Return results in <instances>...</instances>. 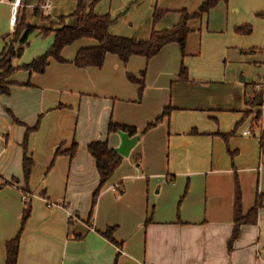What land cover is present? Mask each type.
<instances>
[{
	"label": "crops",
	"instance_id": "crops-1",
	"mask_svg": "<svg viewBox=\"0 0 264 264\" xmlns=\"http://www.w3.org/2000/svg\"><path fill=\"white\" fill-rule=\"evenodd\" d=\"M10 1H0V52L12 39ZM45 1L23 0L19 17L39 29L51 22L54 29L76 25L70 16L75 0H49L46 10ZM83 1L88 12L93 0ZM134 1L99 0L94 12L115 17ZM204 1L139 0L110 32L147 40ZM155 11L163 14L154 23ZM188 27L184 54L171 43L148 60L132 56L124 65L107 54L101 68H78L71 62L76 53L97 45L82 38L63 49L68 62L50 59L43 73L19 70L9 78V94H0V264H6V242L20 229L26 201L16 264H264V200L253 221L235 223L236 183L242 217L264 194L261 132L243 134L250 110L261 112L264 130V90L260 107L248 103L264 74V0H221ZM27 42L14 66L43 55L53 34L36 30ZM143 71L139 96L127 74L141 78ZM166 107L168 116L143 133ZM111 121L135 127L139 140L92 212L99 176L87 146L101 140L112 149L120 145L118 132L107 133ZM36 124L28 137L34 165L26 182L22 142ZM230 133L225 142L222 135ZM74 144L70 157L66 151ZM111 227L120 246L101 235Z\"/></svg>",
	"mask_w": 264,
	"mask_h": 264
},
{
	"label": "trees",
	"instance_id": "trees-1",
	"mask_svg": "<svg viewBox=\"0 0 264 264\" xmlns=\"http://www.w3.org/2000/svg\"><path fill=\"white\" fill-rule=\"evenodd\" d=\"M76 9L70 15L77 19L75 26H63L59 29L53 28H38L34 25H30L26 22L25 16L20 15L18 23L16 24L13 38L7 43L3 51L0 52V94H9V85L11 84L9 78L19 70H26L30 73H43L49 64V60L53 59L58 63L68 62L62 57V51L67 46L74 44L76 41L82 38H90L97 42V45L91 48L80 49L74 59L71 61L78 68H89L96 67L101 68L104 64V60L107 54L116 55L124 65L127 64L132 56H140L145 59H150L156 56L160 50L171 43L178 44L181 53H185L186 40L191 32L188 27V21L192 19L200 18L203 14L207 13L221 0H205L200 4L198 9L193 13H188L186 10L181 11V18L179 22L174 25L170 30L158 31L152 30L149 39L140 40L134 38H128L123 36L112 35L110 28L116 24L118 19L128 12L139 0H135L128 4L125 9L115 17H111L109 14L98 15L94 12L95 5L99 0H93L89 6V11L86 12V6L83 0H75ZM163 14V11H155L153 16V22H157ZM34 15H39V8L34 9ZM45 19V17H43ZM60 20H64V17H60ZM40 30V33L47 37L53 34V43L50 48L41 56L33 59L27 64L14 66L13 59H19L22 56L24 49L28 46V37L35 32ZM144 75L145 72L141 73V78H136L132 74L128 73L127 78L130 82L139 85L138 94L142 95L144 89ZM180 79L186 80L185 69L181 68ZM263 92L256 90L253 92L249 100V105L252 108L260 107L262 105ZM170 108H165L160 116L155 118L153 121L147 124L146 128L142 131L147 132L151 128L157 126L164 117L168 116ZM248 114H252L253 118L250 123L249 130L251 136H255L257 132L260 138V147L264 152V130L261 126V112L251 111ZM246 114V117L248 116ZM14 122L18 121L13 117ZM38 128V124L34 127H27L24 139L22 142L24 159H23V175L27 182L29 180L31 170L34 162L31 156L27 155V144L29 134ZM262 129V130H261ZM127 133L130 137L137 135V129L133 126L110 122L107 128V133L116 132ZM233 133L228 135H222L225 142L228 141L229 137ZM221 136V135H220ZM77 145L74 144L69 149L67 154L73 157L76 152ZM88 153L93 158L96 166V170L99 176V184L92 197V212L96 204V200L102 189L104 188L107 181L113 175L115 170L120 166L123 160V156L120 155L115 149L109 147L107 140L93 141L87 146ZM60 154V151L55 152V157ZM26 190V189H25ZM23 190L26 197L27 191ZM264 200V194L260 195L250 212L242 217L241 213V192L238 183H236L235 189V223L239 225L242 222L253 221L256 214L261 207L262 201ZM91 212V213H92ZM29 215V202H25V208L23 211L22 222L20 229L16 236L6 242V264H16L20 235L23 230L26 219ZM114 227L108 228L106 231L101 232V235L113 244L120 246L118 242L113 239ZM235 236V235H234Z\"/></svg>",
	"mask_w": 264,
	"mask_h": 264
},
{
	"label": "built area",
	"instance_id": "built-area-1",
	"mask_svg": "<svg viewBox=\"0 0 264 264\" xmlns=\"http://www.w3.org/2000/svg\"><path fill=\"white\" fill-rule=\"evenodd\" d=\"M0 1H4V0H0ZM22 5H23V0H11L10 1V17H9L10 33H14ZM50 6H51V3L49 0H46L42 4V7L45 10L48 9ZM256 89L261 90V91L264 90V74H263V77L261 78L260 83L256 85ZM243 134L246 136H251V131L248 128L247 130L243 131ZM118 188L119 187H115V190H117Z\"/></svg>",
	"mask_w": 264,
	"mask_h": 264
},
{
	"label": "water",
	"instance_id": "water-1",
	"mask_svg": "<svg viewBox=\"0 0 264 264\" xmlns=\"http://www.w3.org/2000/svg\"><path fill=\"white\" fill-rule=\"evenodd\" d=\"M120 137V145L115 149L120 155L123 157H127L131 151V149L137 144L139 140V136L135 135L130 137L127 133L118 132Z\"/></svg>",
	"mask_w": 264,
	"mask_h": 264
},
{
	"label": "rangeland",
	"instance_id": "rangeland-1",
	"mask_svg": "<svg viewBox=\"0 0 264 264\" xmlns=\"http://www.w3.org/2000/svg\"><path fill=\"white\" fill-rule=\"evenodd\" d=\"M45 20L48 21V19H45ZM60 21H62V20H59L58 22H60ZM53 24H54V23L51 22V23L49 24V26H48V27H45V28H53V29H54ZM11 37L13 38V33H11Z\"/></svg>",
	"mask_w": 264,
	"mask_h": 264
}]
</instances>
